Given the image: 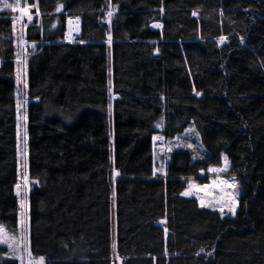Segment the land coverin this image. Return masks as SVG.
I'll use <instances>...</instances> for the list:
<instances>
[{"label":"trees","instance_id":"obj_1","mask_svg":"<svg viewBox=\"0 0 264 264\" xmlns=\"http://www.w3.org/2000/svg\"><path fill=\"white\" fill-rule=\"evenodd\" d=\"M29 1L27 171L39 182L28 195L31 255L44 264H264V0ZM67 18L81 22L73 43L63 41ZM12 33L0 16V226L11 231ZM192 124L205 160L175 151L154 177L153 138Z\"/></svg>","mask_w":264,"mask_h":264},{"label":"rangeland","instance_id":"obj_2","mask_svg":"<svg viewBox=\"0 0 264 264\" xmlns=\"http://www.w3.org/2000/svg\"><path fill=\"white\" fill-rule=\"evenodd\" d=\"M17 4L19 3L21 7H28L30 9L27 15L21 18L20 12H12L11 9L3 8V3ZM29 0H0V16L5 19H10L12 23L13 33L11 36V45L13 51V63L15 66V113H16V158H17V182L14 188V194L17 199L18 204V219L17 226L14 230H7L6 228L0 226L3 229V233L6 237H15L16 240L23 238L24 248L29 250V218H28V195L33 187L38 185V181L31 179L27 171V132H26V110L30 103L27 95L26 89V62L30 52L36 49L35 43L26 42L24 38L25 26L33 22V10L35 8V3ZM5 13L4 15H1ZM32 19L29 20L28 16ZM15 18V20H14ZM67 20V19H66ZM80 22V20L77 18ZM107 23L110 21V17L106 19ZM68 23V20H67ZM76 23V22H74ZM81 23V22H80ZM77 25V23H76ZM81 26V24H80ZM79 26V27H80ZM68 28V25H66ZM71 30V27H69ZM81 29V27H80ZM76 30V29H75ZM221 41L220 43H222ZM18 61H20L18 63ZM18 69L21 70L20 80L18 81ZM113 100L110 93V102ZM18 104L20 105L18 108ZM163 120H159L156 124V129L161 133L163 128ZM191 144L192 147L189 148L188 145ZM153 145V176L163 178L165 176V168L169 163V156L175 151L186 150L192 158L193 162H201L207 157L206 151L201 144L199 134L197 133L195 126L190 125L185 131L176 136L173 139H166L160 134L155 136L152 140ZM205 174L200 173L198 177H203ZM25 176L29 181L28 187H24ZM114 174V180H115ZM17 185L20 187L17 188ZM19 193V194H18ZM24 202L25 207L21 209V202ZM24 213L22 216L21 213ZM23 229V230H22ZM32 256V255H31ZM33 257V256H32ZM27 253H25L24 264H27ZM35 260L39 261L41 258L33 257ZM116 264H121V260L117 257ZM43 264L44 260L42 259ZM7 262H15L16 264H21L19 259V253L13 251L8 246V243H0V264Z\"/></svg>","mask_w":264,"mask_h":264},{"label":"snow or ice","instance_id":"obj_3","mask_svg":"<svg viewBox=\"0 0 264 264\" xmlns=\"http://www.w3.org/2000/svg\"><path fill=\"white\" fill-rule=\"evenodd\" d=\"M3 8L5 9H11L12 12H20L21 13V18H23L24 15H27L30 11V9L28 7H21L19 3L17 4H11V3H7V2H4L3 3ZM59 11V9H57ZM107 15L109 17H111L112 15V12L111 11H108ZM195 15V13H194ZM28 19L31 20L32 17L29 15L28 16ZM15 20V18H14ZM73 21L69 20V24H72ZM158 26V25H156ZM109 39H111V37H109ZM221 40L224 39V37H221L220 38ZM20 61H18L19 63ZM20 76H21V70L18 69V81L20 80ZM197 95H199V93H197ZM19 104H18V108H19ZM189 148L192 147L191 144L188 145ZM210 172H218V171H222V169H216V168H210L209 169ZM28 179H27V176H25V183H24V187L27 188L28 187ZM217 184H221V183H227L226 181H217L215 182ZM215 186V184L213 185ZM232 187H235L234 185H231ZM20 186L17 185V188H19ZM189 187L191 188L192 185H189ZM205 188H207V186H205ZM19 194V193H18ZM182 195H190L189 192H185V193H182ZM206 205L204 204L203 201H201V207H205ZM21 209H24L25 207V204L24 202L22 201L21 202V205H20ZM235 207V202L233 201V205H232V208H230L229 210H232L233 208ZM221 211H223V208L220 209ZM21 215L23 216L24 213L22 212ZM23 230V229H22ZM0 243H8V246L10 249H13V251L19 253V259L21 260V264H24V258H25V253H27V264H43V261H42V258L41 260L37 261L35 260L32 256H31V253L27 251V249L24 248V245H23V238L21 237L20 240H16L15 237H6L3 233V229H0Z\"/></svg>","mask_w":264,"mask_h":264},{"label":"built area","instance_id":"obj_4","mask_svg":"<svg viewBox=\"0 0 264 264\" xmlns=\"http://www.w3.org/2000/svg\"><path fill=\"white\" fill-rule=\"evenodd\" d=\"M69 20H71V21H73V22H77V19H75V18H70V19H68V25H69ZM80 39V34H79V32L77 31V32H72V31H70L69 32V30H67L65 33H64V36H63V41L65 42V43H72V42H76V41H78Z\"/></svg>","mask_w":264,"mask_h":264},{"label":"bare ground","instance_id":"obj_5","mask_svg":"<svg viewBox=\"0 0 264 264\" xmlns=\"http://www.w3.org/2000/svg\"><path fill=\"white\" fill-rule=\"evenodd\" d=\"M75 22H76V21H75ZM69 27H71V24H70ZM72 28H73V29H77V25H76V23H74V22L72 23Z\"/></svg>","mask_w":264,"mask_h":264},{"label":"crops","instance_id":"obj_6","mask_svg":"<svg viewBox=\"0 0 264 264\" xmlns=\"http://www.w3.org/2000/svg\"><path fill=\"white\" fill-rule=\"evenodd\" d=\"M79 33H80V27H79Z\"/></svg>","mask_w":264,"mask_h":264}]
</instances>
